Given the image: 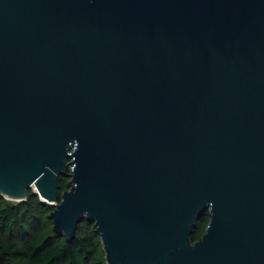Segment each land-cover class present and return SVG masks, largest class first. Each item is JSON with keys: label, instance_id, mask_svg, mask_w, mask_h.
I'll return each mask as SVG.
<instances>
[{"label": "water", "instance_id": "95a60500", "mask_svg": "<svg viewBox=\"0 0 264 264\" xmlns=\"http://www.w3.org/2000/svg\"><path fill=\"white\" fill-rule=\"evenodd\" d=\"M30 189L107 264H264V0H0V195Z\"/></svg>", "mask_w": 264, "mask_h": 264}, {"label": "trees", "instance_id": "16d2710c", "mask_svg": "<svg viewBox=\"0 0 264 264\" xmlns=\"http://www.w3.org/2000/svg\"><path fill=\"white\" fill-rule=\"evenodd\" d=\"M59 187V191L68 190L66 177L59 179ZM36 204L45 206L29 195L26 202L17 206L0 207V264H91L101 241L95 223L84 221L75 238L62 243L50 219L55 207L48 204L52 211L42 219L37 214L40 207ZM209 222L208 212L197 220L193 243L202 238ZM105 262L107 264V260Z\"/></svg>", "mask_w": 264, "mask_h": 264}, {"label": "rangeland", "instance_id": "374dc122", "mask_svg": "<svg viewBox=\"0 0 264 264\" xmlns=\"http://www.w3.org/2000/svg\"><path fill=\"white\" fill-rule=\"evenodd\" d=\"M70 173V171H69ZM66 179L68 180V182L70 181V177H66ZM65 192L64 189H61L60 191V194L62 195L63 193ZM29 195H31V197L35 198V199H39L43 205V207H40L38 204H36L37 206H39L40 208H37V214L39 215V217H41L42 219H45V216H48V212L49 211H52L51 207L47 204V203H44L39 194L36 193V190L35 189H30L29 190ZM28 200V199H27ZM26 200V201H27ZM57 204H59V201L57 202ZM17 206L19 205L18 202H15V201H11V200H8L6 198H1L0 199V207H6V206ZM82 229H84V226H82ZM61 240V242H66V240L62 237V238H59ZM68 242V241H67ZM106 253L104 251V247H103V244H102V241L99 242V249H98V252L97 254L94 256L91 264H106Z\"/></svg>", "mask_w": 264, "mask_h": 264}]
</instances>
